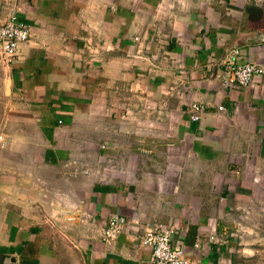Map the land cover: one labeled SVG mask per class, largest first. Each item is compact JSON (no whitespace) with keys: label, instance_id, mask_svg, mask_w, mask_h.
<instances>
[{"label":"crops","instance_id":"0c3cea01","mask_svg":"<svg viewBox=\"0 0 264 264\" xmlns=\"http://www.w3.org/2000/svg\"><path fill=\"white\" fill-rule=\"evenodd\" d=\"M257 9L0 0V25L29 29L0 57V264H152L144 223L174 226L190 264H264V73L219 82L233 48L264 69Z\"/></svg>","mask_w":264,"mask_h":264},{"label":"built area","instance_id":"2783aa9c","mask_svg":"<svg viewBox=\"0 0 264 264\" xmlns=\"http://www.w3.org/2000/svg\"><path fill=\"white\" fill-rule=\"evenodd\" d=\"M29 37L27 25L18 20L14 12H10L0 25V57L5 64L11 63L16 55L17 47ZM137 40V38H134ZM238 51L231 50L222 60L221 75L219 82L221 85L230 87H245L252 78L261 76L264 73L263 67L252 63H236ZM191 121H197L201 112L199 104H191L188 107ZM3 146V138L0 135V148ZM87 171L82 169L78 174L85 175ZM77 174V173H75ZM64 222H71V217L63 218ZM86 216L78 218L79 223L88 221ZM125 226L122 217L111 216L105 222L100 233V240L109 244L121 232ZM141 245L148 248L150 252V262L152 264H190L186 257L182 245L179 241L173 240L175 228L172 225H162L160 223H144L141 226Z\"/></svg>","mask_w":264,"mask_h":264},{"label":"trees","instance_id":"16d2710c","mask_svg":"<svg viewBox=\"0 0 264 264\" xmlns=\"http://www.w3.org/2000/svg\"><path fill=\"white\" fill-rule=\"evenodd\" d=\"M254 13H257V17H259V19H261L263 17L264 10L263 9H257L254 11Z\"/></svg>","mask_w":264,"mask_h":264},{"label":"water","instance_id":"95a60500","mask_svg":"<svg viewBox=\"0 0 264 264\" xmlns=\"http://www.w3.org/2000/svg\"><path fill=\"white\" fill-rule=\"evenodd\" d=\"M259 38H260V39H264V35H261V34H260V35H259ZM233 49H235V48H233ZM233 49H231V50H233Z\"/></svg>","mask_w":264,"mask_h":264}]
</instances>
